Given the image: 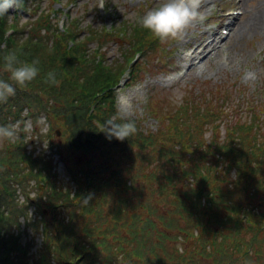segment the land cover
Listing matches in <instances>:
<instances>
[{
  "label": "rangeland",
  "instance_id": "1",
  "mask_svg": "<svg viewBox=\"0 0 264 264\" xmlns=\"http://www.w3.org/2000/svg\"><path fill=\"white\" fill-rule=\"evenodd\" d=\"M32 1L28 0L30 8ZM161 2L162 0H42L38 5L39 9L32 10L30 17L18 13L14 21L18 8L12 7L7 10L9 13L6 19L10 26H16L19 30L25 28L36 30L34 36H37L38 30H41L39 29L41 20L46 18L50 22L49 32L53 38L62 35V39L75 40L76 45L93 53L103 46L102 52L107 65L117 69L124 63L123 69H125L127 68L126 51L132 49L131 37L128 34L134 37L137 30L145 31L136 23L137 18ZM237 11L242 14L236 17L237 30L227 37L224 46H221L214 57L204 63L197 59L196 69H190L191 59L183 58L181 52L184 53L192 44H199L209 38V35L203 36L198 30H209V34L214 32L220 36V31L226 28L229 22L224 17ZM260 11H264V0L215 1L209 8L204 7L199 11L198 19L193 23H197L198 27L194 28L190 25L181 38L165 43L152 38L149 41L150 47L143 52L146 55L143 54L139 61L149 68L133 80H130L132 70L129 69L125 76H121L119 85L114 88L116 109L120 117L134 121L141 130L140 133L131 136L129 141L121 142L114 138L110 141L104 137L105 140H100L102 142L96 144V151L86 152L83 148L76 150L70 145L75 128L67 125L63 114L65 108L62 104L65 100H57L55 113L38 126H35L36 121L31 116L36 110L35 103H32V106L25 105L23 117L28 118L26 126L28 135L21 138L19 136L21 132L17 130L15 139L0 141V169L9 172L7 178L0 180L4 184L7 179H13L7 167L16 164L14 162L18 160V153H26L30 158L35 159L44 171L50 162L52 175L55 173L57 175L52 178L48 177L50 176L48 174H43L41 178L31 177L30 169L25 164L27 177H20V184L12 190L9 188L4 198L0 197L4 203L0 215L9 213L14 216L16 226L19 225L17 229L23 234L20 242L22 239V243L25 245L27 243L28 250L35 242L29 255L36 254L41 249L42 235L45 234L60 239L62 243L55 238L53 248L54 250L65 248V258L69 263L78 261L79 264H160L158 263L160 260L164 264L166 262L167 264H230V262L264 264V218L263 220L260 218L261 224L252 225L253 235L262 242L261 248L254 246L252 250L261 251L262 254L260 252L250 254L244 248L237 250L238 241L234 239L227 240L229 242L227 251L221 250L218 247L224 241L214 240L216 236L214 237V233L211 232L208 234L209 239H212L211 248H208L205 255H201V237L203 239L205 235L202 227L196 223H192L193 227L190 230V234L193 233L194 236L179 231L172 234L173 228L170 226L173 223L182 226L183 218L173 215L172 218L164 219L160 214L171 211L173 203L178 205L179 189L178 186L170 187L169 199L166 198L161 194L159 184L153 175L164 181L166 177L174 176L173 171L176 169H173L174 165L165 162L166 160L159 153L138 143L141 134L145 137L149 134L155 139L159 136L153 143L155 148H176L168 141L172 140L173 133L177 132L175 123L181 118L189 119L188 113L191 111L188 105L189 99L194 102L202 101V104H205L208 100L207 96H210L214 101V108L218 106L227 111L228 115H224L219 120L223 136L228 125H234L240 120L249 121L251 110L257 114L264 111V14L261 18H255ZM39 16L42 18L34 22ZM28 18L32 20L27 22ZM135 28L137 29L134 31ZM106 29L111 30L115 35L104 39ZM42 32L48 34L44 30ZM101 32H103L101 40L103 43L89 35ZM10 34L12 32H8L7 36ZM26 35L22 33L14 37L21 43ZM149 35L152 36L150 33ZM11 46L5 44L3 40L1 49L10 54L13 51ZM154 50L159 52L153 54V57L147 56ZM9 75L4 71V60H0V80L12 83ZM28 84L16 86L15 94L2 101L4 107H10V98L15 97L22 89H26L27 94H35ZM177 97L178 103L174 102ZM40 99H43L42 101L47 105L48 98L44 92L40 95ZM71 101L72 99H68V102ZM122 108L127 111H122ZM8 112L5 111L6 115L3 116L0 107V124L6 120ZM87 118L90 120V117ZM263 119L264 113L261 115V121ZM93 121L101 131L103 122L99 119ZM201 122H195L198 129ZM8 125H13V121ZM31 128L33 130H30ZM34 130H38L37 136ZM211 134V131L207 133L208 136ZM36 137H39V141ZM31 138L37 141L34 148H38L39 153L36 155L30 152ZM191 140L192 143L186 140L183 142L178 140L174 143L177 149V143H183L182 146L187 149L185 152L180 151L188 158L190 157L186 153L193 151L196 153L204 146L203 138L197 137ZM127 146L130 151L123 154ZM114 148L120 149L118 152L121 153L117 162L118 176L115 161L103 159L109 158L110 155L103 156L104 153H101ZM44 149L46 152L42 154ZM6 159L9 160L1 166ZM193 159L185 163L189 173H195V164L200 161L198 155ZM176 160L182 161L183 158L177 156ZM74 163L78 164L79 168H75ZM100 165L114 167L113 173H102L103 169H100ZM80 168L83 169L84 175L79 177V180L86 183L83 191H80L74 183L76 181L73 176V173ZM176 175L179 176L178 173ZM99 179L103 181L99 182ZM194 180L195 178L188 174V178L181 186L193 184ZM5 183L8 185V181ZM67 183L70 184L69 187ZM22 184L24 185L21 187ZM262 188L264 189V185ZM69 190L72 194L70 197ZM76 194L77 197L73 198ZM68 203L74 205L65 206L62 211H58L53 206V204ZM250 203L252 206L264 205V197ZM38 204L44 209L42 213H38ZM242 204L245 205L243 200ZM261 211L264 212V208ZM62 212L65 216H62ZM56 213L59 215L57 219ZM61 225L65 227H60ZM166 226L170 229L165 230ZM195 235L200 238H196ZM240 236L250 242L252 234L243 230ZM243 243L245 244L244 241ZM141 252H147L148 255H142ZM8 257L2 258L8 259ZM52 264H57L56 259L53 258Z\"/></svg>",
  "mask_w": 264,
  "mask_h": 264
},
{
  "label": "trees",
  "instance_id": "2",
  "mask_svg": "<svg viewBox=\"0 0 264 264\" xmlns=\"http://www.w3.org/2000/svg\"><path fill=\"white\" fill-rule=\"evenodd\" d=\"M41 2L42 0H33L30 8L28 1H23V8H18L14 21L18 13H21L22 16L30 17L32 15L31 11L39 9L38 5ZM8 13L9 11L4 16H0V60H4L5 55L8 54L1 49L3 40H5V44L12 45L13 51L11 53H15L20 60H25L24 62L27 63L38 60L39 64L36 66L39 68V74L28 84L33 88L35 94H27L26 89L20 90L15 97L10 98V107H4V104L0 101L2 115L5 116V111H9L5 117L6 120L0 126H7L10 121H13V125L16 121L24 123L23 111L25 105L32 106V103H35L36 110L34 114L30 115L36 121L35 126H38L43 114L46 117L48 116L46 119H49L55 113L57 100H65L62 104V107L65 108L63 114L65 115L67 125L75 128L74 138L70 141L71 147L76 150L83 148L86 152L96 151L97 145L102 142L100 140H105L106 137L103 132L98 130V125L93 120L99 119L103 122L101 124H104L106 120L113 116L120 117L116 109L117 101L114 88L119 85L121 76L132 65V57L136 53L143 54L144 50L150 47L149 41L154 37L150 36L146 30H137L134 37L129 35L131 37L130 45L132 49H128L125 55L127 68L123 69V63L119 65V68L112 69L106 63L107 60L102 52L103 46L95 51L96 53H93L89 49H84L82 46L76 45L75 40L67 41L66 39H62V35H56L57 38H53L49 32V28L51 27L50 22L46 18L41 20V27L39 29L48 32V34L38 30L37 36H34L36 30H28L26 28L19 30L16 26H10L6 19ZM39 18L40 16L34 22H38ZM30 20L32 19L28 18L27 22ZM28 24L30 25V23ZM11 31L12 34L7 36V33ZM22 33H26L27 35L23 37L20 43V41L15 39L14 35ZM109 34L104 31V39ZM89 35L94 40L102 42L103 32ZM134 66H131L130 69ZM53 70L56 73V79L61 82L60 86H52L45 83L46 74ZM139 70L140 67L137 66L136 73ZM43 92L48 98L47 105L44 104L43 99H40V95ZM68 99H72V101L68 102ZM188 105L191 108L190 113H188L189 119L181 118L175 123L177 132L173 133L172 140L168 141L171 146L176 148H155L153 143L158 140L159 136L155 139L149 134L148 137L141 134L140 139H138L139 144L159 153L166 160L165 162L174 165L173 169H176V171H173L175 175L166 177L164 181H161L159 177L153 175L159 184L161 194L166 198L169 199L170 187L176 188L178 186L179 189L177 196L178 205L173 203V209L168 212H163L160 216L164 217V219L172 218L173 215H178L183 218L184 222L182 226L178 223V225L173 223L170 226L173 228L171 229L172 234L179 231L186 232L188 236H194L193 233L190 234V230L193 227L192 223L201 226L202 232L205 235L203 239L201 237V255H205L208 248H211L212 244L210 242L212 239H209L208 236L211 232L214 233V237L216 236L214 240L218 241L221 239L224 241L218 247L221 250L227 251L229 246L227 240L234 239L238 241L237 250L244 248L247 253L260 252L262 254L261 251L252 250L254 246L258 249L261 248L262 244L260 239L253 235L252 225L261 224L262 221H260V218L262 220L264 218V212L261 209L264 208V205L252 206L250 202L264 197L262 196V193L264 194V189L262 188L264 185V119L261 121V115L264 111L257 114V112L251 110L252 113L249 121L240 120L234 125H228L225 128V135L223 136L219 120L224 115H228L225 109L218 106L214 108L213 99L207 101L205 104H198L189 99ZM87 116L90 117V120ZM174 117L175 115L172 116V119ZM57 118L62 119V117ZM198 121H202L199 124V129L195 123ZM78 127L79 129H77ZM136 127V134H138L141 130L137 124ZM36 131L38 132V130ZM209 131L212 132V136L207 135ZM197 137L199 139L203 138L204 146L200 151H196V153L194 151L186 153L190 158L186 157V155L184 156L180 151L184 150L185 152V149H187L182 146L183 143H177L179 150L174 144L178 140L182 142L186 140L192 143L191 139ZM126 140L129 141L130 138ZM193 145L196 146V143L193 142ZM32 149L31 154L37 150L34 146ZM119 150L114 148L101 152L104 153L103 156L110 155L109 158L103 159H112L115 161L117 176V162L121 155L118 152ZM129 151L130 149L127 146L123 154ZM196 155H198L200 161L195 164V173H189L185 168V163L193 159ZM177 156L178 158H183V160H176ZM17 157L18 160L14 162L16 164L12 167H7L11 171L13 179H7L5 181H8V185L5 182L3 184L0 180L1 198L6 196L9 188L12 190L20 184V177H27V173H25L26 167H24L25 164L30 169L31 177L41 178L43 174H48L50 175L48 177L51 178L52 176L56 177L55 174L52 175L53 169L50 162L48 167H45V170L48 171L46 172L43 168L39 167L35 159L30 158L26 153H18ZM8 160H4L1 166ZM74 167L79 168V165L74 163ZM51 169L52 171L50 172ZM100 169H103L102 173H113L114 167L100 165ZM4 170L0 169V179L7 178L8 176L9 172H5ZM188 174L190 177L195 178L194 183L183 184L181 186L188 178ZM82 175H84V171L81 168L79 171L73 173L76 181L74 183L80 191H83L86 186V183L79 180V177H82ZM102 181L103 179H99V182ZM69 186L70 184H68ZM3 191L4 194H2ZM68 192L70 193V190ZM68 195L70 197L72 194L70 193ZM77 195H73V198H76ZM1 198L0 210L4 207ZM242 200L245 202V205L242 204ZM39 205L38 213H42L44 209ZM68 205L71 206L74 203L53 204L58 211H62L63 207ZM174 210H176V213H174ZM62 216H65V213L63 214L62 212ZM58 217L59 215L56 213L55 218L57 219ZM62 226L65 227L64 225L60 227ZM17 228H19V225L16 226L13 215L9 213L3 216L0 215V257L9 256L8 259L0 258V264H52L53 258L56 259L57 264H79L78 261L71 263L66 261L65 248L62 250L60 248L54 250L53 241H55L56 237L54 238L53 235L48 237L43 234V246L36 254L29 255L35 242L32 243L31 248L28 250L27 243L26 245L22 243V239L20 242V237L23 234ZM164 229L169 230L170 228L166 226ZM243 230L252 234L250 242L246 238L242 239L240 236ZM4 234L5 236H3ZM195 237L200 238L197 235ZM56 240L60 241L58 237ZM32 241L33 239H31ZM60 243L62 242L60 241ZM141 254L148 255L147 252H141ZM158 263L164 264L160 260H158ZM230 264H233V262H230Z\"/></svg>",
  "mask_w": 264,
  "mask_h": 264
},
{
  "label": "clouds",
  "instance_id": "3",
  "mask_svg": "<svg viewBox=\"0 0 264 264\" xmlns=\"http://www.w3.org/2000/svg\"><path fill=\"white\" fill-rule=\"evenodd\" d=\"M202 0H162V2L138 17L136 23L148 31L161 43L177 40L182 37L185 30L192 25L199 16ZM23 8V0H0V16H4L9 8ZM38 60L31 63L21 61L15 53L4 57V71L9 73L12 83L0 80V101H6L9 96L15 94L16 86H26L39 74ZM45 83L59 86L55 71H49L45 77ZM174 102L178 103L179 98ZM122 111L127 109L122 108ZM41 117L39 122L44 123ZM108 140L124 141L134 136L137 127L134 121L124 120L122 117L113 116L106 120L101 128ZM17 137V126H0V141L13 140Z\"/></svg>",
  "mask_w": 264,
  "mask_h": 264
},
{
  "label": "bare ground",
  "instance_id": "4",
  "mask_svg": "<svg viewBox=\"0 0 264 264\" xmlns=\"http://www.w3.org/2000/svg\"><path fill=\"white\" fill-rule=\"evenodd\" d=\"M203 1H205L204 2V6L203 7H205L206 6V4H207V1L206 0H202V2ZM263 14H264V11H260L259 13H257L256 15H255V18H261L262 16H263ZM236 23V22H235ZM231 26H232V24H231ZM234 26L236 27L237 26V23L236 24H234ZM234 30V28H232V31ZM216 46H217V44H215V42L214 41H210V42H208L207 43V40L206 41H204V42H202V43H200V44H198V45H194V51L192 52V54L190 55V59H191V61H195L197 58H198V56H199V54H201V53H203L204 52V50L206 49V48H210V47H212V49H215L216 48ZM198 48H203L202 50H201V52H199V51H197V49ZM189 56V55H188ZM194 67V65H192V68Z\"/></svg>",
  "mask_w": 264,
  "mask_h": 264
}]
</instances>
